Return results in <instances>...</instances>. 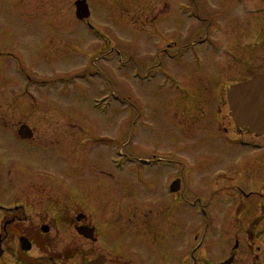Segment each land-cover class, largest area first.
<instances>
[{
    "label": "rangeland",
    "instance_id": "obj_1",
    "mask_svg": "<svg viewBox=\"0 0 264 264\" xmlns=\"http://www.w3.org/2000/svg\"><path fill=\"white\" fill-rule=\"evenodd\" d=\"M75 1L0 0V79H12V86L0 81V87L9 88L0 101L19 94L21 80L14 71L24 68L31 80H25L22 93L32 96V104L48 107L43 121L55 123V130L38 126L39 114L28 113L32 118L27 120L39 133L56 135V142L44 146L21 149L12 142L2 144L10 171L18 164L31 178L33 170L41 172L42 159L47 169L41 177L56 181L52 186L41 184L61 189L75 178L69 153L103 158L109 169L103 177L88 176L93 188L106 189L116 201L131 192L140 207L149 201L155 210L167 205L171 242L156 245L170 248L174 263L196 234L200 238L195 243H201L196 256L208 264L223 260L227 251H219L218 243H226L224 236L248 226L245 223L253 218L259 219L254 235L264 241V137L254 138L234 127L223 95L228 85L264 74V0H157L167 7L162 21L155 14L144 20L158 10L156 1L87 0L91 28L74 18ZM176 2L183 5L175 7ZM182 11H195L199 19L185 14L182 18ZM169 39L176 51L188 46L183 57L159 54ZM200 40L208 45L190 47ZM191 78L213 80L216 92L203 88L210 91L203 97L197 87L199 95L193 88L197 82L203 85ZM92 105L99 108L91 110ZM51 107L65 111L59 118ZM0 123L8 125L3 113ZM1 132L9 136L7 129ZM116 153L132 156L139 164L149 157L159 161L156 168L136 171L131 164L118 173L107 161ZM147 178L152 180L150 187L148 182L139 184ZM172 178L181 184L178 199L161 189ZM145 186L147 193L142 191ZM117 206L121 205L116 203L113 211ZM140 212L141 208L133 210L128 217ZM137 221L125 219L129 232L135 233L132 225ZM125 239L129 241V234ZM125 248L132 250L126 244ZM239 259L235 264H245Z\"/></svg>",
    "mask_w": 264,
    "mask_h": 264
},
{
    "label": "flooded vegetation",
    "instance_id": "obj_2",
    "mask_svg": "<svg viewBox=\"0 0 264 264\" xmlns=\"http://www.w3.org/2000/svg\"><path fill=\"white\" fill-rule=\"evenodd\" d=\"M164 9L166 10L167 7L164 6ZM171 41L165 43L160 55L172 57L171 54L176 50L171 49L173 47ZM11 80L10 77L0 79L1 82L12 86ZM195 80L201 82L199 78ZM202 84H205L207 90L212 86L210 80L203 81ZM5 90L8 91L9 88L1 86L0 94ZM2 100L0 113L11 115L22 113L21 120L15 124L13 133L19 125L31 124L27 118H32V113L39 114L38 126L46 124L50 126V129L55 130V123L43 121L42 112L48 107L30 103L21 104L22 98L19 94L8 96L3 102ZM49 110L52 113L57 112V116L61 113L52 107ZM28 113L32 116L28 117ZM11 117L16 119L20 116L12 115ZM30 127L34 136L28 140L20 139L19 144L56 142L55 134L52 138L45 131L39 133L33 124ZM70 160L71 172L79 176L75 180L78 184L62 189L45 186H52L46 182L49 179L53 181L54 178L45 175L41 177L46 169L42 159L39 160L41 172L38 174L36 170H33L32 172L36 174L33 173L31 178L30 174H26L23 171L24 168L18 164L14 172L10 171L12 166L9 157L6 168L2 169L0 166V264H87L98 257H103V264H125L123 262L125 244L126 247L133 248L134 264H188L186 249L185 254H178L174 263L171 262L169 255L170 248L166 250L156 245L159 241L171 242V224L167 222V205L164 209L155 210L156 205L150 201L148 205H142V207L138 204L125 205V202H128L125 200L109 201L106 199L105 192L97 187L93 188L87 180L93 171L103 177L104 171L108 168L103 158L87 157L85 154L76 157L71 154ZM31 163L36 168V163L34 161ZM83 175L85 176L81 178ZM145 181L150 182V179L147 178ZM163 188L161 189L164 195L171 198L172 195L166 194ZM116 203L121 206H117V209L113 211ZM139 208L142 210L139 216L132 214L131 218L128 217L133 210ZM124 216L127 221L133 218L138 220V223L133 226L135 237L129 238V241H125ZM254 220L256 219L253 218L251 221ZM140 221H143V224ZM44 226L47 227V231H42ZM227 236L224 240L228 242L223 250L230 246L231 240L236 242V247H231L229 252L234 256V260L242 258L245 264H264V251L259 256L263 249L255 246V241L260 237L254 235L252 227H237L232 235ZM199 246L200 244L192 250V253L199 249ZM190 258L191 264H198L193 255H190Z\"/></svg>",
    "mask_w": 264,
    "mask_h": 264
},
{
    "label": "water",
    "instance_id": "obj_3",
    "mask_svg": "<svg viewBox=\"0 0 264 264\" xmlns=\"http://www.w3.org/2000/svg\"><path fill=\"white\" fill-rule=\"evenodd\" d=\"M75 6L77 18L88 17L85 0L76 1ZM227 97L235 124L248 127L251 132L264 134V77L231 87Z\"/></svg>",
    "mask_w": 264,
    "mask_h": 264
}]
</instances>
